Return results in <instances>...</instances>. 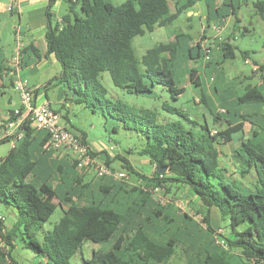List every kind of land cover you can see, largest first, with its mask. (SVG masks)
I'll return each mask as SVG.
<instances>
[{
  "label": "trees",
  "instance_id": "16d2710c",
  "mask_svg": "<svg viewBox=\"0 0 264 264\" xmlns=\"http://www.w3.org/2000/svg\"><path fill=\"white\" fill-rule=\"evenodd\" d=\"M171 1L175 7L173 12ZM197 1L124 0L114 4L111 0H67L68 10L60 23L49 26L46 32L45 55H51L62 68L60 75L47 83H63L66 97L100 114L111 131L136 132L142 145L139 149L129 148V152L145 157L154 166V172L151 176L142 174L127 156L118 154L116 158L122 161L128 174L169 192L173 186L188 189L206 207L216 208L221 219L228 220L230 235L220 234L221 244L208 233L206 240H202L200 227H195L188 214L185 216L189 223L183 222L184 230H170L171 217L167 209L155 201L147 189L109 176L105 180L100 176L96 193L88 183H83L82 175L69 173L66 180L61 178L67 186L62 189L55 184L60 180L56 172H63L60 166L39 172V161L31 146L35 127L26 121L25 136L0 160V202L10 208L14 217L9 229H5L0 217V264H18L5 247L13 248L16 238L31 249L33 264H73L72 256L85 241L111 243V246L93 249L86 259L81 254L84 264H168L180 244L186 252L185 264H264L262 119L251 120L255 113L229 114L221 107L222 113L227 111V114L213 113L215 124H209L207 120L192 119L182 109L163 102V110L181 115L188 123L180 119L163 121L153 108L109 97L101 82L102 73L106 72L114 86L129 93L155 98L154 89L160 86L169 91L172 99H177L184 91L179 80L182 74L178 72L181 73L186 61L201 57L206 67L219 64L211 61V52H206L201 42L189 45L192 35L183 31L177 32L174 40L147 48L141 57L135 53V36L152 32L156 26L171 25ZM253 5L264 19V0L253 1ZM229 38L215 37L214 40L223 60L235 56L237 46ZM249 53L250 50H240L244 60ZM22 54L23 50L20 62ZM9 70L5 59L1 58L0 80L9 81L13 86ZM184 71L195 85L201 84L195 80L196 77L202 79L197 74L198 69L184 68ZM252 71L264 72V63ZM217 72V77L211 75L212 70L208 74L214 92H219L226 84L223 71ZM232 83L231 89L235 88V82ZM231 97L234 105L264 104V85L247 84L241 88V93ZM202 101H206L204 95ZM11 112L9 110V114ZM218 117L227 120L224 128L217 126ZM244 122L254 125L252 134L241 141L231 155L233 172H228L229 163L222 162L219 148L233 140V133L241 131ZM44 133L38 147L48 152L44 145L49 135ZM74 133L87 144L84 131ZM90 154L97 156L91 150ZM113 158L106 153L102 159L111 170L110 159ZM160 167H165V171L159 172ZM29 174L34 176L30 181L27 180ZM58 204L66 205L62 215L51 229L42 230ZM201 215L210 230V216L207 212ZM183 235L187 238L183 239Z\"/></svg>",
  "mask_w": 264,
  "mask_h": 264
},
{
  "label": "rangeland",
  "instance_id": "374dc122",
  "mask_svg": "<svg viewBox=\"0 0 264 264\" xmlns=\"http://www.w3.org/2000/svg\"><path fill=\"white\" fill-rule=\"evenodd\" d=\"M111 1L114 4H119L124 0ZM214 1L215 0H199L193 7H191L193 12L191 17H189L190 14H188V12H183L173 21L171 25L156 26L152 32H145L143 35L135 36L133 38V45L136 55L141 57L147 48L159 42L174 40L175 34L183 31L192 35L190 43H195L196 41L201 42L203 47L210 50L215 59L216 53H212L215 49L214 38L212 37L224 38L229 35L231 37L232 44L236 45L237 48L235 49V56L233 58L226 59L221 63V66L217 65L216 67L217 71L223 70L226 80V84L222 85V89L219 90V92L213 91L212 83L208 77V74H210L208 68H206V73H200L199 70L202 68L198 67V62L201 63V60L195 58L186 61L183 69H198L197 74L199 73L198 75H201L202 79L196 77L195 80L199 81L201 84L195 85L194 82L190 80L189 75L185 73V71L183 72L182 69L181 73L178 72V74H182L181 79L179 80L180 86L184 87V91L177 97V99H172L169 91L165 88H161L160 86H156L154 89L157 93L155 98L141 94L129 93L124 89L114 86L109 78V75L106 72H103L101 82L107 89L108 96L112 98L119 97L136 106L153 108L158 112L159 119L163 121L180 119L185 124L188 123V121H186L181 115L163 110L161 108V104L163 102H167L170 105L185 111L190 118L201 122L207 120L209 124H215L213 113H217L218 111L222 113L224 110H222L221 107H224V109L229 111V114H235L238 112L244 114L255 113L252 114L253 117L250 119L254 121L262 119V122H264V104L250 103L243 106L234 105L233 97H231L232 95L235 96L241 93V88L249 82L252 84L255 83L254 78L258 77V72L252 74L255 64L250 60L249 62L243 60L240 50H250L252 58L258 59V57L260 58L264 55V19L256 11V8L252 3L256 0H248L247 3L242 2L240 8L235 9L236 14L241 19V23H237V25L239 24V27L231 34L232 21L234 20L233 15H231L233 20L225 24V28L222 27V23L220 25L217 21L215 22V27H212V22L210 25L207 24L206 16L209 11V6L213 5ZM222 1L223 0H218V2ZM237 4V0H234V5L237 6ZM63 5L68 6V2L64 0ZM170 5L173 10L172 1L170 2ZM222 9L229 10L231 7L223 6ZM52 24H54V20L52 21ZM0 31L2 32L0 34V45L8 51L11 49L12 45L15 46L14 34L10 31L6 24L2 25ZM202 35H206L207 37L202 38ZM202 62L205 64L204 61ZM61 70L59 62H51V60H49L48 62L38 64L36 69L33 71L24 69L22 72L24 73V76L28 78L27 83L30 87L37 88L40 93L45 92L47 94L51 107L56 110L59 115L60 125L63 126L67 124L70 130L74 128L79 131H84L92 145L97 146L98 144H105L113 146L115 149L114 151L110 149L111 152L114 154L119 152L118 154L127 156L137 171L147 176H151V172L153 171L151 170L149 161L135 152H129V148L139 149L142 145V139L136 132L123 129H120L118 132L111 131L109 126H105L104 119L100 114L92 113L87 107L82 104L74 103L69 100V98L67 99L66 105H62L60 100L66 96L65 94H61V88L63 90V87H65L64 84L56 81L47 83L55 76H59ZM217 71L212 70L213 73H211V75L217 77ZM239 75H249V77L244 79L243 82H237L239 78L236 79V77ZM21 78L23 79V77ZM232 82H235V88L233 87V89L236 91L231 89V86L234 85ZM6 83L11 88L6 89L5 93H1L0 91V111L13 110L15 107L20 105L17 92L9 84V81H6ZM9 94H12L13 97H11L8 101ZM202 95L206 97L205 102L202 101ZM223 99H225V102H223ZM227 111L222 114L226 115ZM67 119L73 127L70 126ZM217 122V126L221 128H224L227 125V120L225 118L218 117ZM253 127L254 125L252 123L244 122L243 129L239 132L233 133L232 141L220 145L219 149L222 162L229 163V166L226 165L229 170L228 172H233L230 160L231 155L234 154L235 149L239 146L241 141H244L251 136ZM10 148L11 143L9 141H0V160L7 154ZM118 154L115 155L113 159H110V167L113 171H123L124 173H127V175L121 179L123 182L135 186H141L142 188L144 187L151 193V197L155 201L160 203V205L165 206V209H167L168 214L171 217L168 229L176 230L177 228H181L184 230L186 226L183 225V222L189 223L185 216V214H188L196 224H194L195 227H200L201 232L199 233L202 235V240H206L208 233L212 236L211 238H213L216 243L221 244L222 237H220V234L224 233L223 235H230L231 227L229 226L228 220L221 219L216 208L206 207L200 200H198L197 197L185 188H177L170 192L165 189H155L152 183H148L134 174H128V171L122 167V161L119 158H116ZM101 161L104 162V160ZM95 167L96 163H91L88 167H84L81 170L78 169L81 173H83L82 177L84 178V183H90L91 186H94V179L97 177L100 178V176L97 175ZM103 177L104 180L105 178L108 179L107 176ZM30 179L31 176L27 178L28 181ZM86 196L89 197V194H86ZM55 201L57 202L58 200L55 199ZM77 201L78 203H82L80 200ZM165 209L163 211H165ZM9 212L10 208L0 202V215L5 217L3 220V226L5 229H9L14 221L12 216H8ZM206 212L210 216V230L206 228V223L202 222L201 214L204 215ZM62 213V207L58 204L52 215L43 224L42 230L51 229ZM194 230L198 232L197 229ZM0 233H2L1 230ZM40 236L41 234L39 233L37 237L39 238ZM185 236L186 235H183V239L187 238ZM110 246L111 243L98 244L85 241L81 248L72 256L71 262L73 264H84L81 254L86 259L89 257L93 249H108ZM5 247L6 252H11L12 257L18 262V264L34 263L31 249L26 247L18 238L15 239L13 248L6 245ZM186 260L187 258L184 245L180 244L176 247V252L170 258L168 264H185Z\"/></svg>",
  "mask_w": 264,
  "mask_h": 264
},
{
  "label": "crops",
  "instance_id": "0c3cea01",
  "mask_svg": "<svg viewBox=\"0 0 264 264\" xmlns=\"http://www.w3.org/2000/svg\"><path fill=\"white\" fill-rule=\"evenodd\" d=\"M63 1L64 0H53V1L52 0H0V29H1L3 24H6L9 27L11 32H13V26L16 23H18L21 27L23 54H22L21 67L18 69V74L20 77H23V79H25L26 81L28 80V78L26 76H24V73L22 72L24 69H27L29 71H33L36 69V66L38 64L48 62L49 60H51V62L56 61L51 55H48L47 57L45 55V53H46V32H47L49 26H54L57 23H60L62 15L67 12L68 6H64ZM247 1L248 0H237L238 4H237V6H235L234 0H223L222 2H218V0H215L214 4L209 6V11H208L207 16H206L207 24L210 25V23L212 22V27H214V24L217 21L219 23L221 22L222 27L225 28L226 27L225 24H227L228 22L233 20L231 18V15H233L234 20L232 21V31H231V34H232L239 27V24L241 23L240 17H238V15L235 12V9H236L235 7H237V9H238V8H240L242 2L247 3ZM223 3L225 5H223ZM223 6H225V7L229 6V7H231V9L224 10V9H222ZM170 9L173 12L175 10L174 5H173V10H172L171 5H170ZM217 9H219V12H217ZM187 12H188V14H190L189 17H191V15L193 14L191 7ZM221 17H224V18H221ZM53 20H54V24H52ZM237 23H239V24L237 25ZM204 31H205V29H204ZM1 33L2 32L0 31V34ZM205 37H207V36L205 35ZM227 37H230V36L228 35ZM227 37H224V38H227ZM212 38H214V40H215V37H212ZM229 40L231 41V37ZM193 44H195V43L189 42V45H193ZM214 46H215V49L212 51V53H216V55H215V59H214V55L211 54V58H212L211 61L212 62H220V63L216 64V66H215V64H213L214 67H213V65H210V67H205V64L202 62L203 60L200 57V58H198L201 60V63L198 62V67L202 68L199 70L200 73H202V72L206 73V71H207L206 68H208L209 71H211V70L216 71L217 65L221 66V63L225 61L223 59L221 60L222 57H221L219 48L216 45H214ZM14 53H15V46L14 45H12L11 49L8 51H6L4 49V47L2 45H0V59L1 58L5 59V64L7 66H12L11 61L13 59ZM248 59L250 61H252L256 66H259V65L264 63V55L260 58L258 57V59L252 58L251 52H250ZM56 62H58V61H56ZM254 73H257V72H252V74H254ZM248 77H249V75H243V76L239 75L236 77V79L239 78V80H237V82H243V80L247 79ZM254 79H255V83L252 84L249 82L248 84H252V85L256 84L259 86L264 85V72H261V71L258 72V77H255ZM8 88H11V87H9V85H7L6 80H4V81L0 80V91H1V93H5L6 89H8ZM65 90H66L65 87H63V90L61 88V94H65ZM11 97H13L12 94H9L8 101L11 99ZM67 99L68 98L65 96L64 98H62L60 100L62 105H66ZM35 100L37 103H44V102L50 103V100L48 99L47 94L45 92L40 93V91H38L37 88H35ZM7 118H10L9 110L8 111L7 110H1L0 111V121H4ZM67 121H68V123H70L68 119H67ZM30 126L35 127L33 133L31 134V137H33V141L31 143V146L34 148V150H35L34 155L39 161V168H38L39 172L42 173V171L47 169V168H56V166H60L62 168L63 172L62 173L56 172V178L58 177L60 180L55 181V184L60 186L62 189H67L66 184H64V182L61 178L66 180V176L69 173L71 174V176L73 175V173H78L80 175H83V173H81L78 170L76 165H74L75 162H74L73 153L71 151H67L64 149H51L48 152H42L41 148H39L38 145H39V143H41V141H43L45 133L43 131L39 130L35 126V124H33V123H30ZM63 126L69 129L67 124H65ZM70 126L73 127L71 125V123H70ZM72 130H73V132L80 133V131L77 129L73 128ZM85 137H86L87 145L89 146L90 150L97 154L96 157L99 160L104 159L106 156V153L110 158H113L115 155H117L119 153V152H116L114 154L113 152H111L110 149L113 151L115 149L111 145L110 146L105 145V144H98L97 146L92 145V143H90V141L88 140L87 135ZM2 141L3 140H1V142ZM151 170L154 172V166L153 165H151ZM153 172H151V173L153 174ZM29 176H31L30 180H32L34 177L33 174H29L27 176V178ZM97 178H95L93 181V183L95 184L94 186H91L90 183H88L90 189H92L94 191L97 190V181L99 180V177H97ZM83 183H84V178H83ZM175 189H177V187H175V186L171 187V191H174ZM61 207H62V209H65L66 205L63 204ZM9 215L12 216V218H14L12 211H10L8 213V216ZM0 217L2 218V220H4V218H5L2 215H0Z\"/></svg>",
  "mask_w": 264,
  "mask_h": 264
},
{
  "label": "built area",
  "instance_id": "2783aa9c",
  "mask_svg": "<svg viewBox=\"0 0 264 264\" xmlns=\"http://www.w3.org/2000/svg\"><path fill=\"white\" fill-rule=\"evenodd\" d=\"M219 24L221 25V22ZM13 34L15 39V53L11 61L12 66L8 67L10 68L9 74L13 80L12 88L19 96L20 105L12 110L10 118L0 121V141L7 139L12 147L16 145L25 136L26 129L24 126L26 125V121H29L35 124L39 130L48 133L49 139L44 145L45 149H64L71 151L79 170L88 167L91 163H96L95 168L98 176H109L116 181L124 178L127 173L111 170L104 162L90 154L88 145L81 141L79 135H76L70 129L59 124V115L50 106L49 102H36L35 88L30 87L27 81L23 80L18 74V69L21 67L20 59L23 49L22 32L18 23L13 26ZM209 51L206 49V52ZM246 62H249V59ZM257 68L258 66L255 65L253 70ZM155 189L159 190L161 188L155 187Z\"/></svg>",
  "mask_w": 264,
  "mask_h": 264
},
{
  "label": "water",
  "instance_id": "95a60500",
  "mask_svg": "<svg viewBox=\"0 0 264 264\" xmlns=\"http://www.w3.org/2000/svg\"><path fill=\"white\" fill-rule=\"evenodd\" d=\"M165 169H166L165 167H160L159 172H164Z\"/></svg>",
  "mask_w": 264,
  "mask_h": 264
}]
</instances>
